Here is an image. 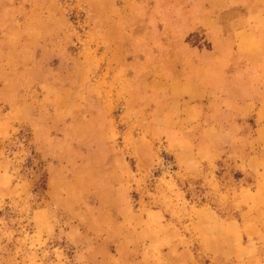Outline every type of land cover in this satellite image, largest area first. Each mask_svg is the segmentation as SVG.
<instances>
[{
	"label": "rangeland",
	"instance_id": "1",
	"mask_svg": "<svg viewBox=\"0 0 264 264\" xmlns=\"http://www.w3.org/2000/svg\"><path fill=\"white\" fill-rule=\"evenodd\" d=\"M237 24L264 0H0V264H264Z\"/></svg>",
	"mask_w": 264,
	"mask_h": 264
},
{
	"label": "crops",
	"instance_id": "2",
	"mask_svg": "<svg viewBox=\"0 0 264 264\" xmlns=\"http://www.w3.org/2000/svg\"><path fill=\"white\" fill-rule=\"evenodd\" d=\"M240 19L241 17H237L235 22L239 23L238 20ZM208 27L212 32L223 31L220 23L217 21H214V24ZM252 29L250 30V27L245 28L243 25L237 24L236 29L233 31V45L234 52L237 56L236 65L240 70L244 69V71L248 70L251 73L253 72V74L249 76L251 78H245V75L235 72L236 78L240 79V88H245L246 90L258 89L255 91L254 95L243 100L241 104L244 111H246V113H253L256 119V125L252 133L254 144L252 148H250L247 156L243 157L241 161L245 162L247 165L245 169L252 171L256 176L257 195L258 199L262 200V198L264 199V196H261V193L264 194V82L258 80V83H260L257 85L256 75L258 73L260 77L258 68L264 58L261 49L264 33L261 32L263 28L258 26ZM239 75H242L241 78ZM252 78L254 81H251ZM170 91L172 97L175 99L183 103L188 102V104L184 105L183 109L185 114H187L186 119L189 121L199 120L205 100L209 99V96L212 95L208 84L200 80L185 79L172 81L170 84ZM235 225V221H230L223 226V228H234L230 234H227V231H225L223 235L225 240L233 239L237 234ZM235 239L236 242L240 241L238 236H235Z\"/></svg>",
	"mask_w": 264,
	"mask_h": 264
}]
</instances>
